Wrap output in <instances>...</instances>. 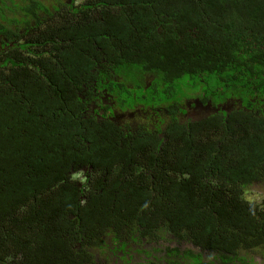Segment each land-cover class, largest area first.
<instances>
[{"label": "trees", "instance_id": "16d2710c", "mask_svg": "<svg viewBox=\"0 0 264 264\" xmlns=\"http://www.w3.org/2000/svg\"><path fill=\"white\" fill-rule=\"evenodd\" d=\"M35 3L0 7V264L110 260L85 250L82 213L114 220L138 260L264 251V191L249 189H264V0ZM184 99L209 108L190 121ZM116 109L147 120L121 127ZM74 173L99 197L82 203Z\"/></svg>", "mask_w": 264, "mask_h": 264}, {"label": "flooded vegetation", "instance_id": "af4514ba", "mask_svg": "<svg viewBox=\"0 0 264 264\" xmlns=\"http://www.w3.org/2000/svg\"><path fill=\"white\" fill-rule=\"evenodd\" d=\"M15 1V0H14ZM37 3V0H35ZM42 1V5L41 6L44 10L43 12H41L40 14L43 15L45 13V9L49 10V13L52 12H59V11H64V10H71L74 11L76 8H79L81 5H87V4H81L83 2V0H41ZM97 1V0H94ZM12 3H14L12 1ZM3 4H9V3H5L3 2ZM18 4V3H16ZM0 7H1V0H0ZM0 12H1V8H0ZM48 13V14H49ZM51 15V14H50ZM49 17V15H47ZM16 21L21 20L18 15L15 16ZM0 49H1V16H0ZM105 96L109 95L108 93H104ZM103 97V96H102ZM192 99H187L186 101V107H188L189 109H191L193 111V115L190 114L189 116L191 117L190 121H194L197 119H200L201 117H198L197 114H199V116H201L202 111L198 110L197 114L194 113V111L198 108H202L207 109L209 108V105L203 106L201 105L199 102H195L193 103L191 101ZM107 101H105L106 103ZM194 106H193V104ZM101 107V105H100ZM127 110H131L129 113H127V111L125 113L121 112L119 109H116L117 112L119 113H124L120 119H116V122L119 123V126L124 127L126 124H130L131 121L135 120L136 123H138L139 118L138 117H133L132 115L134 114L133 109H127ZM229 110V109H228ZM101 112V111H100ZM142 114H144L145 112L140 111ZM200 112V113H199ZM188 115H184L181 116V120L179 119V122H183V120L187 119V117H189ZM150 120H152V122H154V120L152 118H150ZM163 127V126H162ZM161 127V129H162ZM156 135H158L157 130H155ZM159 137H161V133H159ZM73 179L74 181V187L72 188L71 192L74 191H78L77 195L80 196V200L81 202H85V199L87 201H89L90 199H92L93 197H99V195L95 192L92 191L91 186L88 184H83L84 181V177L82 174L80 173H74L73 174ZM91 190V191H90ZM102 190V189H101ZM98 195V196H97ZM115 199L117 198L116 195L113 196ZM112 216L114 217L113 219H115L117 217V213L115 215V213L112 214ZM100 220H102L101 222H99ZM105 220L103 219H96L95 215L93 213H91V215L89 213H82L80 216H75V225H78L85 233L88 234V241L84 244V248L87 251H92L93 249H97L101 246H106V251H108L110 253V260H108L105 257H102V259H100L99 257H97V255H104L103 253H95V259L97 264H152L155 262V264H172V261H179L181 264H193V258L190 256L191 251L188 250H180L178 252H171L169 254L163 253H157L154 254L152 252L145 251L144 253H141V256L139 257V260L141 261V263H138L139 260L137 258H134L136 255L135 252V246L136 244L133 242L128 241L129 237L125 236L122 239V235L124 233H122L121 237L119 234H117L115 232L114 229V225H113V221L112 220L110 223L108 222H104ZM116 228V227H115ZM128 239V240H127ZM128 250V252H126L124 255L123 251L122 252H117V250L119 249V247L123 246ZM58 252V254L63 257L65 254L68 253H63L57 250H53ZM83 254V251H81ZM117 252V254H115ZM193 252H197V251H193ZM85 253V252H84ZM206 254V253H205ZM241 254V253H240ZM131 256L134 260H132L133 262H128V263H124L122 260V256ZM8 258V257H7ZM187 258V261L184 259ZM5 260L1 259V263L5 264V262H7V259L4 258ZM264 259V257H263ZM205 264H257V260L258 258L255 256H246V255H240L238 257H232V258H226L225 262H223L222 260H219V262L214 263L213 259H209V260H205ZM99 262V263H98ZM264 264V261L263 263Z\"/></svg>", "mask_w": 264, "mask_h": 264}, {"label": "rangeland", "instance_id": "374dc122", "mask_svg": "<svg viewBox=\"0 0 264 264\" xmlns=\"http://www.w3.org/2000/svg\"><path fill=\"white\" fill-rule=\"evenodd\" d=\"M0 16H1V12H0ZM108 97H109V100L111 99V97H110V95H108ZM185 100V99H184ZM216 100V99H215ZM215 100H213V101H215ZM193 103L195 102V100L194 99H192L191 100ZM192 103V104H193ZM193 106H194V104H193ZM198 110H201L202 111V113L204 112V109H202V108H198V109H196L195 111H194V113L195 114H197V111ZM127 111V113H129L131 110H126ZM125 111V112H126ZM117 112V111H116ZM124 112V113H125ZM127 113H125V114H127ZM130 114V113H129ZM128 115V114H127ZM145 115H146V113H144V114H142L139 110H135L134 111V114L132 115L133 117H138L139 119H142L143 121H146L147 120V118L145 117ZM205 116V115H204ZM121 117L122 116H120L119 117V119L121 120ZM145 117V118H144ZM157 118V116H154V117H152V119L153 120H155ZM201 119V118H200ZM180 120H181V118H180ZM140 122V121H139ZM161 123V126L163 125V122H160ZM263 187H264V185H263ZM249 189L251 190V191H259V192H263L264 191V189L262 188V187H259V186H257V185H253V186H250L249 187ZM250 190H248V192H251ZM256 196L255 195H251L250 194V197H249V195H247V196H245V199H248V201L249 202H251V201H253V200H255L256 198H255ZM241 255H247L248 257L251 255V256H255V257H257L258 258V260H257V264H262L263 263V257H264V251H262V250H260L259 248H257V247H254V248H249V249H245V250H243V252L241 253ZM97 257H99L100 259H102V257H103V255L101 256V255H97ZM187 261V258L186 259H184V261ZM214 263H216V262H219L218 260H215V261H213Z\"/></svg>", "mask_w": 264, "mask_h": 264}]
</instances>
